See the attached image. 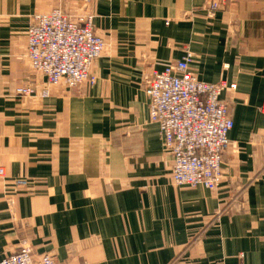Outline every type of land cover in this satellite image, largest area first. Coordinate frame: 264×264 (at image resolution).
<instances>
[{"label": "crops", "instance_id": "crops-1", "mask_svg": "<svg viewBox=\"0 0 264 264\" xmlns=\"http://www.w3.org/2000/svg\"><path fill=\"white\" fill-rule=\"evenodd\" d=\"M220 9L208 20L205 8ZM264 0H92L105 49L97 81L48 98H20L43 82L25 57L33 16L54 0H0V260L21 247L55 264H264ZM194 56L233 128L216 191L178 188L145 76ZM39 88V87H38ZM16 181L26 185L16 186Z\"/></svg>", "mask_w": 264, "mask_h": 264}, {"label": "built area", "instance_id": "built-area-1", "mask_svg": "<svg viewBox=\"0 0 264 264\" xmlns=\"http://www.w3.org/2000/svg\"><path fill=\"white\" fill-rule=\"evenodd\" d=\"M58 7L33 16L26 31L25 57L33 72L43 78L16 88L20 98H48L51 88L63 86L74 90L83 84L93 87L97 78L92 72L105 41L95 34L92 17L73 18L63 6L87 5L92 0H54ZM210 3L205 12L208 20L220 9ZM264 14V3H263ZM194 56L186 51L173 64L145 76L143 92L148 99L149 121L159 129L163 151L172 160L171 183L178 188H204L216 191L223 181L222 160L229 147L228 133L233 128L225 91H235V84L221 81L208 84L191 71ZM264 115V96L260 107ZM4 179L0 170V181ZM16 186L26 185L16 181ZM0 264H55L50 255L35 257L27 247L5 256Z\"/></svg>", "mask_w": 264, "mask_h": 264}]
</instances>
